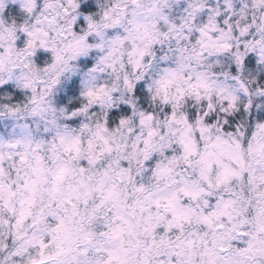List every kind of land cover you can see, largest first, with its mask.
Returning a JSON list of instances; mask_svg holds the SVG:
<instances>
[{"label":"snow or ice","instance_id":"6c2138e0","mask_svg":"<svg viewBox=\"0 0 264 264\" xmlns=\"http://www.w3.org/2000/svg\"><path fill=\"white\" fill-rule=\"evenodd\" d=\"M0 264H264V0H0Z\"/></svg>","mask_w":264,"mask_h":264}]
</instances>
